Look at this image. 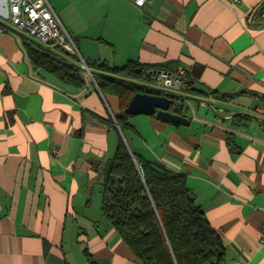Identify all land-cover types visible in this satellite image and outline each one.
<instances>
[{
  "label": "crops",
  "instance_id": "1",
  "mask_svg": "<svg viewBox=\"0 0 264 264\" xmlns=\"http://www.w3.org/2000/svg\"><path fill=\"white\" fill-rule=\"evenodd\" d=\"M49 2L86 62L186 69L194 98L175 106L190 124L133 115L124 138L186 175L223 264H264V0ZM0 21L14 28L9 0ZM30 43L0 38V264H141L101 217L120 99L34 69Z\"/></svg>",
  "mask_w": 264,
  "mask_h": 264
},
{
  "label": "trees",
  "instance_id": "2",
  "mask_svg": "<svg viewBox=\"0 0 264 264\" xmlns=\"http://www.w3.org/2000/svg\"><path fill=\"white\" fill-rule=\"evenodd\" d=\"M28 55L34 69L69 86L86 85L77 60L64 54L61 55L71 61L59 59L33 43L28 44ZM87 64L99 72L95 79L101 91L116 95L122 108L119 116L105 119L119 131L105 179L102 202L105 220L141 264H223L224 240L196 201L186 175L158 166L131 149L124 138L123 134L132 128L129 119L133 115L126 112L129 101L135 93L148 90L105 75L150 82L152 71L166 67L135 61L122 67L88 61ZM186 90H195L193 82L187 81ZM227 97L231 96H224ZM171 110L181 114L175 105Z\"/></svg>",
  "mask_w": 264,
  "mask_h": 264
},
{
  "label": "built area",
  "instance_id": "3",
  "mask_svg": "<svg viewBox=\"0 0 264 264\" xmlns=\"http://www.w3.org/2000/svg\"><path fill=\"white\" fill-rule=\"evenodd\" d=\"M131 1L143 6L148 0ZM9 4L10 22L15 29L28 34L53 51L77 60L81 70L92 76L91 68L83 59L76 39L67 30L49 0H9ZM8 29L0 23V38ZM151 77L152 85L162 88L172 97L187 84V71L183 66H178L175 70H154ZM259 117L264 120V109L259 113ZM53 151L58 152L57 149ZM262 243L264 244V238Z\"/></svg>",
  "mask_w": 264,
  "mask_h": 264
},
{
  "label": "water",
  "instance_id": "4",
  "mask_svg": "<svg viewBox=\"0 0 264 264\" xmlns=\"http://www.w3.org/2000/svg\"><path fill=\"white\" fill-rule=\"evenodd\" d=\"M0 23L6 26L7 28H11L15 30L24 40L33 43L35 46L39 48H42L48 52L53 53L59 59L66 60L69 62L71 61L67 57L59 54L58 52L53 51L49 47L38 42L37 40L29 36L28 34L10 27L6 25L5 23H3L2 21H0ZM90 73L93 77H95L96 73H99V72L93 71L91 69ZM105 75L113 79L124 81L126 83L137 86L139 88H144L148 90V91L137 92L132 96L126 108L127 113L132 114V115H139V114L156 115L158 118H160L163 121H167L171 123H180L184 125L190 124V119L188 117L171 110V108L176 104V101H177L176 100L177 98L175 95H173L172 97L171 95H168L166 91H164L162 88L156 87L154 85L144 84V83H141L140 81L128 79V78L121 77V76H114L110 74H105ZM150 91H153V92H150ZM179 97L189 98V99L194 98L188 95H179Z\"/></svg>",
  "mask_w": 264,
  "mask_h": 264
},
{
  "label": "flooded vegetation",
  "instance_id": "5",
  "mask_svg": "<svg viewBox=\"0 0 264 264\" xmlns=\"http://www.w3.org/2000/svg\"><path fill=\"white\" fill-rule=\"evenodd\" d=\"M187 79H186V83H187ZM186 87H187V84H186ZM186 87L182 90V91H180V92H178V93H176L175 94V96H176V104H178V105H182V108H183V106L185 105L184 104V102H185V100L187 99V100H189V98H181V97H179V95H185L184 93H183V91H185L186 90ZM187 91V90H186ZM189 96V95H188ZM175 104V105H176ZM252 113V112H251ZM254 114H256V113H254ZM257 115V114H256Z\"/></svg>",
  "mask_w": 264,
  "mask_h": 264
},
{
  "label": "rangeland",
  "instance_id": "6",
  "mask_svg": "<svg viewBox=\"0 0 264 264\" xmlns=\"http://www.w3.org/2000/svg\"><path fill=\"white\" fill-rule=\"evenodd\" d=\"M140 82L146 84V83H145L146 81H140ZM101 217H103V219H105L104 216L101 215Z\"/></svg>",
  "mask_w": 264,
  "mask_h": 264
}]
</instances>
